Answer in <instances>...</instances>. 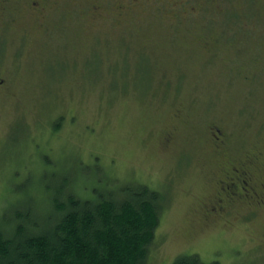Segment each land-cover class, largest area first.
I'll use <instances>...</instances> for the list:
<instances>
[{
    "label": "rangeland",
    "instance_id": "1",
    "mask_svg": "<svg viewBox=\"0 0 264 264\" xmlns=\"http://www.w3.org/2000/svg\"><path fill=\"white\" fill-rule=\"evenodd\" d=\"M26 1L0 13V216L47 211L66 175L85 198L143 184L166 198L148 264H264V208L206 211L229 164L264 155V0Z\"/></svg>",
    "mask_w": 264,
    "mask_h": 264
},
{
    "label": "trees",
    "instance_id": "2",
    "mask_svg": "<svg viewBox=\"0 0 264 264\" xmlns=\"http://www.w3.org/2000/svg\"><path fill=\"white\" fill-rule=\"evenodd\" d=\"M69 182L66 175L56 186L43 183V213L20 197L32 206L0 216V264H148L166 198L143 184H104L85 198ZM170 264L219 262L181 255Z\"/></svg>",
    "mask_w": 264,
    "mask_h": 264
},
{
    "label": "flooded vegetation",
    "instance_id": "3",
    "mask_svg": "<svg viewBox=\"0 0 264 264\" xmlns=\"http://www.w3.org/2000/svg\"><path fill=\"white\" fill-rule=\"evenodd\" d=\"M216 1L204 0L202 2ZM46 2L47 0H28L23 8L31 11L34 16L43 17L47 7ZM19 6L21 5L15 0H0V13L10 17ZM0 85H3V80H0ZM214 130L215 132L212 129L210 132L211 145L216 151H222L226 146L225 135L219 128H214ZM254 151L252 154L243 156L238 163H231L230 167L224 169L222 177L218 180L215 204L206 210L210 216L222 218L237 203H243L251 210L264 208V169L260 168L264 155L261 150L255 149Z\"/></svg>",
    "mask_w": 264,
    "mask_h": 264
},
{
    "label": "bare ground",
    "instance_id": "4",
    "mask_svg": "<svg viewBox=\"0 0 264 264\" xmlns=\"http://www.w3.org/2000/svg\"><path fill=\"white\" fill-rule=\"evenodd\" d=\"M230 12V11H229Z\"/></svg>",
    "mask_w": 264,
    "mask_h": 264
}]
</instances>
